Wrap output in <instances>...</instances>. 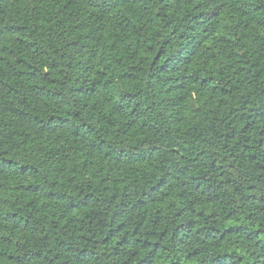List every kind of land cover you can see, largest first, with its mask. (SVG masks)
<instances>
[{
    "label": "trees",
    "instance_id": "16d2710c",
    "mask_svg": "<svg viewBox=\"0 0 264 264\" xmlns=\"http://www.w3.org/2000/svg\"><path fill=\"white\" fill-rule=\"evenodd\" d=\"M0 264H264V0H0Z\"/></svg>",
    "mask_w": 264,
    "mask_h": 264
}]
</instances>
